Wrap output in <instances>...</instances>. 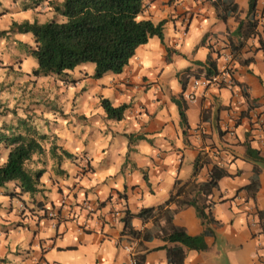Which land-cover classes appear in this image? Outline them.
Returning a JSON list of instances; mask_svg holds the SVG:
<instances>
[{
	"label": "crops",
	"instance_id": "0c3cea01",
	"mask_svg": "<svg viewBox=\"0 0 264 264\" xmlns=\"http://www.w3.org/2000/svg\"><path fill=\"white\" fill-rule=\"evenodd\" d=\"M233 1L243 18L249 0ZM256 9L258 34L248 40L246 56L255 52L259 38L264 40V0L256 1ZM218 12L210 0H142L138 16L155 25L162 22V40L154 35L139 45L120 74L94 78L92 63L73 69L77 75L71 77V89L78 105L56 123L37 128L50 141L30 160L39 165L32 170L45 176L38 184L39 200L58 211V222L20 214L18 199L5 194L8 186L15 187L8 183L0 190V264H129L126 246L135 256L143 255L141 264H168L166 248L175 243L163 240L152 221L134 217L132 227L150 233L149 239L136 240L123 232L121 217L125 210L135 214L163 203L194 178L206 181L214 163L228 175L213 190L212 206L203 215L194 206L173 215V224L188 235L211 231L204 236L205 250L183 247V264H264V246L254 237L256 231L264 237V141L251 130L253 109L264 110V51L257 50L249 65L229 60L224 46L237 21L234 16L222 20ZM208 44L220 50L217 70H232L233 84L194 88L197 78L192 76L183 92L178 75L201 71L197 63L205 62ZM192 92L195 99L187 100ZM101 98L113 106L126 104L123 118L107 119ZM174 99L185 101L187 125ZM245 142L263 159L256 163L254 199L237 192L253 176ZM200 152L208 161L194 175ZM85 158L88 166L81 169Z\"/></svg>",
	"mask_w": 264,
	"mask_h": 264
},
{
	"label": "trees",
	"instance_id": "16d2710c",
	"mask_svg": "<svg viewBox=\"0 0 264 264\" xmlns=\"http://www.w3.org/2000/svg\"><path fill=\"white\" fill-rule=\"evenodd\" d=\"M210 1L215 5L216 10H219L217 14L222 20H226L229 16L235 17L237 26L232 32L227 33L224 48H229L232 60L238 65H249L254 61L253 54L257 50L264 51V40L259 38L255 52L244 55L248 52L246 50L248 40L258 34L257 0L248 1V9L243 18L238 16L239 9L233 0ZM48 3L54 13L62 18L61 20L51 19L42 23L36 20L12 21L8 31L0 32V35L9 32L31 35L33 46H28L27 51L36 62V67L32 70L35 77L49 75L60 77L86 63L94 65L92 74L94 78H100L106 73L120 74L139 45L146 43L149 37L154 35L162 40V22L155 25L150 20H136L142 10V0H62L61 2L50 0ZM205 38L202 39V44L205 43ZM208 48L209 53L205 62L197 63L202 66L199 73L186 69L178 75L183 92L190 77H209L218 72L217 59L221 56V52L209 44ZM229 73L232 79V70L229 69ZM180 97L182 98V94ZM174 102L179 107L182 124L187 125L184 114L185 101L179 102L174 99ZM100 105L107 119L117 121L123 118L127 108L126 104L113 106L106 98L100 99ZM255 106L250 104V107ZM3 130L7 133L0 129V151H6L7 161L0 166V190L8 183H14L18 191H6L5 194L11 196L28 194L34 197L40 190L38 184L42 170L31 172L26 164L34 154L43 152L42 142L46 139V135L38 133L25 119H18L15 126L9 125L3 127ZM245 149V157L254 162L253 176L249 183L238 188L237 192L244 191L248 197L254 199L259 188L260 172L256 163L263 162V159L259 156V151L252 148L248 142H245ZM61 153L68 158L72 156L64 150ZM207 161L204 152L197 155L193 164L194 175ZM227 175L223 166L214 163L206 181L197 182L195 178L192 179L185 186L178 187L166 201L155 207H143L135 214L125 210L121 217L123 232L136 240H147L150 238L148 230L146 228L135 230L131 220L137 217L143 222L152 221L158 227V234L163 240L175 243L172 247L166 248L168 264H183L184 248L205 250L204 236L211 231L205 229L199 235H188L182 227L173 224V215L187 206H194L199 214L203 215L204 210L214 203L210 200L213 190L217 188L219 180ZM172 205L175 207L171 208ZM257 217L262 218V213L258 212ZM136 258L140 264L144 261L141 254L136 255Z\"/></svg>",
	"mask_w": 264,
	"mask_h": 264
},
{
	"label": "rangeland",
	"instance_id": "374dc122",
	"mask_svg": "<svg viewBox=\"0 0 264 264\" xmlns=\"http://www.w3.org/2000/svg\"><path fill=\"white\" fill-rule=\"evenodd\" d=\"M49 1L0 0V32L8 31L12 21L32 22L36 20L42 23V21L46 22L51 19L61 20L62 18L54 13ZM55 1L61 2V0ZM28 46H33L30 34L9 32L0 35V129L5 133L7 132L3 130V127L15 126L18 119L27 120V123L36 130L37 128L42 129L66 117L68 109L76 108L78 105L77 94L71 89L75 84L71 77L77 75L75 70L68 71L60 77L55 75L33 76L32 70L36 66H33L32 62L35 60L28 54ZM21 112L23 116L20 115ZM37 132L39 133L38 130ZM47 138L42 142L44 145L50 141ZM0 154L3 160L6 151L1 150ZM87 161V158L85 161L82 160L81 169L88 166ZM26 165L33 172V162L28 161ZM12 188L11 191H15L13 186H8L6 189L10 191ZM41 190L45 191V188ZM25 195L27 198H23L24 194L20 195L23 199L15 194L12 195L19 201L17 211H20V214L26 213V216L37 219H51L48 212L56 209L44 207L43 201L39 200L42 195L37 193L35 197ZM21 207H23L22 210H20Z\"/></svg>",
	"mask_w": 264,
	"mask_h": 264
},
{
	"label": "built area",
	"instance_id": "2783aa9c",
	"mask_svg": "<svg viewBox=\"0 0 264 264\" xmlns=\"http://www.w3.org/2000/svg\"><path fill=\"white\" fill-rule=\"evenodd\" d=\"M227 58L229 60H232L231 54L229 56H227ZM226 83L227 84H233L230 73H229V68L225 69L223 73L217 72V73H215L209 77L197 78L196 80H194L193 87L195 88L197 85H201L203 87H208L210 85L221 87ZM186 99L193 101L195 99L194 92L187 93ZM251 115L254 118L253 127L251 128V130L259 133V135H260L259 139H261V141H264V110L256 111V109L254 108L253 113ZM48 214H49V217L51 219H53L54 221H58V219H59L58 211L50 210L48 212ZM69 215H71V213H69ZM72 217H73V214H72ZM83 226H85V225L83 224ZM254 237L256 238L258 246H260V247L264 246V240L262 239L263 236H262V233L260 231H256L254 233ZM125 249H126V251H128L130 253L129 264H140L137 261V258L134 255V253L132 254L131 246H126Z\"/></svg>",
	"mask_w": 264,
	"mask_h": 264
},
{
	"label": "clouds",
	"instance_id": "9594fccd",
	"mask_svg": "<svg viewBox=\"0 0 264 264\" xmlns=\"http://www.w3.org/2000/svg\"><path fill=\"white\" fill-rule=\"evenodd\" d=\"M140 19H142V17H139V16L136 17V20H137V21H139ZM42 22H43V21H42ZM32 63H33V66H36V65H35V62H32ZM20 115L23 116V115H24L23 112H21ZM45 131H46V129H45ZM35 159H37V157L34 155V156H33V160H35ZM6 161H7V155H5V157H4L3 160H0V166H2L4 163H6ZM33 167H39V165H35V166H33ZM54 198H55V197H54ZM137 226H139V225L137 224ZM10 259H11V257H10Z\"/></svg>",
	"mask_w": 264,
	"mask_h": 264
}]
</instances>
